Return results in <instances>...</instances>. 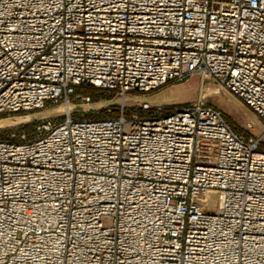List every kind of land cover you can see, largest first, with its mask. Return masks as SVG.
I'll return each instance as SVG.
<instances>
[{"label": "built area", "instance_id": "1", "mask_svg": "<svg viewBox=\"0 0 264 264\" xmlns=\"http://www.w3.org/2000/svg\"><path fill=\"white\" fill-rule=\"evenodd\" d=\"M193 74L264 127V0H0V116ZM136 106L0 139V264H264L262 134L199 99Z\"/></svg>", "mask_w": 264, "mask_h": 264}, {"label": "water", "instance_id": "2", "mask_svg": "<svg viewBox=\"0 0 264 264\" xmlns=\"http://www.w3.org/2000/svg\"><path fill=\"white\" fill-rule=\"evenodd\" d=\"M208 95L216 97L222 96L231 106L236 108L244 119L250 122L253 127L261 133L264 139V127L258 118L245 106L236 101L232 96H229L223 88L211 76L193 74L182 82L164 88L160 91L153 92L148 95L127 94L123 97L115 96L109 99L98 100L88 104L75 103H59L54 106L46 107L24 114L13 116H1L0 120L12 117L20 118L14 122L1 124L0 128H5L17 124H24L43 119L54 115H59L64 112H88L95 109L103 108L108 105L133 104L139 107L147 106L153 108L158 105H174L192 102L195 100L206 101Z\"/></svg>", "mask_w": 264, "mask_h": 264}, {"label": "rangeland", "instance_id": "3", "mask_svg": "<svg viewBox=\"0 0 264 264\" xmlns=\"http://www.w3.org/2000/svg\"><path fill=\"white\" fill-rule=\"evenodd\" d=\"M180 82H182V81H180ZM177 83H179V82H171V83H168V84L162 86L161 88H159L156 91H160V90H162L164 88H167L169 86L175 85ZM78 91H80L82 93H89V94L97 93L96 96L99 97L98 96L99 95L98 92H100L101 90H96V89L94 90L91 87L80 86V87H78ZM156 91H154V92H156ZM224 91L229 96H231L226 90H224ZM205 100H206V102L213 103L214 105H216L217 107H219L222 110V112L225 115V118H226L227 122L233 127V129L240 130V129H242L244 127V124L246 122V120L244 119V117L240 114V112L236 108H234L233 106H231L222 96L216 97L214 95H208L205 98ZM189 103L190 102L183 103V104L165 105V106H180V105H185V104H189ZM140 113L141 114H145V115H151V114L154 113V111L152 109V110L144 111V112H140ZM22 114H24V113H22ZM13 115H18V114H12V115H7V116H13ZM91 115L92 114L90 112H88V113H86V112H78V114L72 113V116L75 117V118L90 117ZM125 115L128 116L129 115V112H126ZM54 116H56V115H54ZM36 121H38V120H36ZM33 122H35V121H33ZM21 125L22 124H17V125L5 127V128H0V129H6V128L8 129L9 128L6 131H2L0 134H5V135H0V137H3V138L4 137H8L10 132H12L14 130L20 129L19 127ZM252 131L254 133L258 132L254 127H253V130Z\"/></svg>", "mask_w": 264, "mask_h": 264}, {"label": "trees", "instance_id": "4", "mask_svg": "<svg viewBox=\"0 0 264 264\" xmlns=\"http://www.w3.org/2000/svg\"><path fill=\"white\" fill-rule=\"evenodd\" d=\"M136 109L139 110L140 112H144V111L151 110V108H147L146 110H142L141 107H139V106H136ZM88 112H90V111H88ZM88 112H86V113H88ZM73 113L78 114V112H73ZM32 124H33V122H28V123L22 124L19 128L29 129L30 131H32V129H31L32 128ZM8 129L7 128L6 129H0V133L2 131H6ZM0 135H5V134H0ZM5 138H7V137H4V138L3 137H0V139H5Z\"/></svg>", "mask_w": 264, "mask_h": 264}, {"label": "bare ground", "instance_id": "5", "mask_svg": "<svg viewBox=\"0 0 264 264\" xmlns=\"http://www.w3.org/2000/svg\"><path fill=\"white\" fill-rule=\"evenodd\" d=\"M20 118H12V117H9V118H6V119H3V120H0V125L1 124H7V123H11V122H14L15 120H19Z\"/></svg>", "mask_w": 264, "mask_h": 264}]
</instances>
